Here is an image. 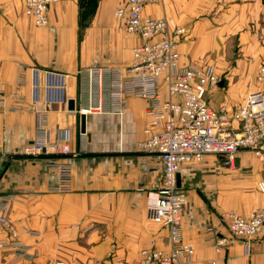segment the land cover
Returning a JSON list of instances; mask_svg holds the SVG:
<instances>
[{
  "label": "crops",
  "instance_id": "crops-1",
  "mask_svg": "<svg viewBox=\"0 0 264 264\" xmlns=\"http://www.w3.org/2000/svg\"><path fill=\"white\" fill-rule=\"evenodd\" d=\"M124 3H55L49 24L38 27L24 13V0H0L6 96L0 104V208L9 209L16 232L0 223V264H132L145 248L170 249L168 232L149 219V194L163 167L138 147L146 138L147 102L128 97L118 113L109 94V72L129 66L142 42L115 16ZM144 16H167L185 27L179 64L214 67L221 82L205 93L213 108L231 114L250 93L264 96V0H155ZM33 67L67 74L66 104L32 106ZM98 105L100 112L86 115L83 134L82 111ZM37 109H45L53 133L69 130L72 155L29 153ZM51 159L70 169L65 190H56L60 174L48 166ZM179 175L182 237L194 248L185 264H264V230L245 245L232 238L223 218L264 208V156L242 150L227 168L222 156L208 155L184 165ZM221 237L231 241L218 251Z\"/></svg>",
  "mask_w": 264,
  "mask_h": 264
},
{
  "label": "built area",
  "instance_id": "built-area-1",
  "mask_svg": "<svg viewBox=\"0 0 264 264\" xmlns=\"http://www.w3.org/2000/svg\"><path fill=\"white\" fill-rule=\"evenodd\" d=\"M63 1L66 0H24V13L36 26L45 27L49 24L50 7ZM154 1L125 0L115 12L124 30L139 36L142 42L135 47L129 66L109 72V94L112 107L118 113L128 97H140L147 102L146 138L139 142L138 147L163 167L157 190L149 194L148 212L149 219L168 232L170 249L145 248L132 264H185L187 258L193 257L194 248L182 237L184 200L177 176L184 165L201 162L208 155L222 156L227 168L234 167L237 154L242 150L263 157L264 96L261 92L250 93L231 114L213 108L205 93L217 88L221 78L211 65L196 67L179 64L177 48L187 31L167 16L158 19L145 17V7ZM98 75L102 83L103 74ZM260 76H264V66L260 69ZM67 78V74L62 72L33 67L32 106L36 107L39 103L66 104ZM5 98L0 84L1 105ZM101 110L102 106L98 105L82 112L87 115ZM35 130V140L29 150L31 155L73 154L69 130L53 133L48 127L45 109L35 110ZM48 166L60 174V185L56 190L67 189L70 169L56 159H51ZM259 187L264 192V183ZM223 218L232 238L243 240L245 245L264 230V208L249 216L230 211ZM0 223L16 236L6 206L0 208ZM230 241L227 237L219 238L217 250ZM1 246L12 245L3 242Z\"/></svg>",
  "mask_w": 264,
  "mask_h": 264
},
{
  "label": "water",
  "instance_id": "water-1",
  "mask_svg": "<svg viewBox=\"0 0 264 264\" xmlns=\"http://www.w3.org/2000/svg\"><path fill=\"white\" fill-rule=\"evenodd\" d=\"M75 106H74V101L70 100L69 101V109L70 110H74ZM81 132L83 134L86 133V115H81ZM177 181H178V187H180V175L178 174L177 176Z\"/></svg>",
  "mask_w": 264,
  "mask_h": 264
}]
</instances>
